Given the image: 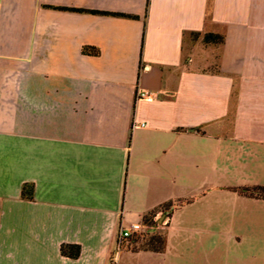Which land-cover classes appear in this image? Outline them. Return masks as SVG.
I'll use <instances>...</instances> for the list:
<instances>
[{
    "label": "crops",
    "instance_id": "0c3cea01",
    "mask_svg": "<svg viewBox=\"0 0 264 264\" xmlns=\"http://www.w3.org/2000/svg\"><path fill=\"white\" fill-rule=\"evenodd\" d=\"M252 185L264 0H0V264H264ZM168 207L160 250L118 244Z\"/></svg>",
    "mask_w": 264,
    "mask_h": 264
},
{
    "label": "trees",
    "instance_id": "16d2710c",
    "mask_svg": "<svg viewBox=\"0 0 264 264\" xmlns=\"http://www.w3.org/2000/svg\"><path fill=\"white\" fill-rule=\"evenodd\" d=\"M220 36L212 33H204L201 36V41L203 43H217L220 41ZM238 195L254 198V199H262L264 200V186L261 185H252V186H242L233 188ZM32 195V185L31 184H22L20 188V197L25 199H30ZM151 215V212L143 216L142 221L146 222ZM163 238L160 235H151L149 236L145 242L143 247L158 251L161 249ZM59 252L61 255L67 257H76L79 252V247L76 244H60Z\"/></svg>",
    "mask_w": 264,
    "mask_h": 264
},
{
    "label": "built area",
    "instance_id": "2783aa9c",
    "mask_svg": "<svg viewBox=\"0 0 264 264\" xmlns=\"http://www.w3.org/2000/svg\"><path fill=\"white\" fill-rule=\"evenodd\" d=\"M138 98L145 100H150L154 97V94L139 91L137 93ZM172 207L168 208H158L151 213L146 222H136L120 229L117 242L121 244L122 242H128L130 244L134 243L138 238L147 237L148 235H153L156 230L166 226L170 220V211Z\"/></svg>",
    "mask_w": 264,
    "mask_h": 264
},
{
    "label": "rangeland",
    "instance_id": "374dc122",
    "mask_svg": "<svg viewBox=\"0 0 264 264\" xmlns=\"http://www.w3.org/2000/svg\"><path fill=\"white\" fill-rule=\"evenodd\" d=\"M191 208L188 207L187 210H190ZM153 235H159V233L154 232ZM151 235H148L147 237H143V238H138L137 240L134 241V243H132L133 247H143L145 240ZM253 236L252 233L249 232H244L243 233V244L241 245V249L242 251H247V243L250 242V240H252L253 238L251 237ZM198 239L200 240H217L218 237L216 238L214 235L210 236V237H204L203 235H201Z\"/></svg>",
    "mask_w": 264,
    "mask_h": 264
}]
</instances>
